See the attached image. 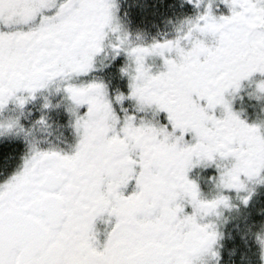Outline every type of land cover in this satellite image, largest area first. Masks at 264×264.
<instances>
[{
  "label": "snow or ice",
  "instance_id": "obj_1",
  "mask_svg": "<svg viewBox=\"0 0 264 264\" xmlns=\"http://www.w3.org/2000/svg\"><path fill=\"white\" fill-rule=\"evenodd\" d=\"M0 264H264V0H0Z\"/></svg>",
  "mask_w": 264,
  "mask_h": 264
},
{
  "label": "flooded vegetation",
  "instance_id": "obj_2",
  "mask_svg": "<svg viewBox=\"0 0 264 264\" xmlns=\"http://www.w3.org/2000/svg\"><path fill=\"white\" fill-rule=\"evenodd\" d=\"M149 19H159V17L158 16H156V17H152V16H149Z\"/></svg>",
  "mask_w": 264,
  "mask_h": 264
},
{
  "label": "rangeland",
  "instance_id": "obj_3",
  "mask_svg": "<svg viewBox=\"0 0 264 264\" xmlns=\"http://www.w3.org/2000/svg\"><path fill=\"white\" fill-rule=\"evenodd\" d=\"M175 3L178 5L179 4V0H175Z\"/></svg>",
  "mask_w": 264,
  "mask_h": 264
}]
</instances>
